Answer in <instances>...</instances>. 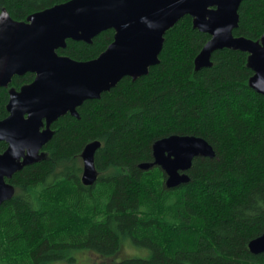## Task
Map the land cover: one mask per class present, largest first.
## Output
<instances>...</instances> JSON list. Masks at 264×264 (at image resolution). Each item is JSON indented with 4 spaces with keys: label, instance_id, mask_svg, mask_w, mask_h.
<instances>
[{
    "label": "trees",
    "instance_id": "trees-1",
    "mask_svg": "<svg viewBox=\"0 0 264 264\" xmlns=\"http://www.w3.org/2000/svg\"><path fill=\"white\" fill-rule=\"evenodd\" d=\"M72 0H0V15L25 22ZM235 37L260 41L264 0H244ZM114 30L92 44L67 41L58 50L79 62L97 59ZM211 36L184 17L165 35L160 63L147 76L126 77L98 100L52 125L44 157L8 183L14 197L0 206V264L76 263L75 251L96 253L90 264H264L249 244L264 234V95L250 86L247 53L224 49L199 71L195 59ZM35 75L15 76L0 88V121L10 91ZM207 141L216 157L196 158L190 182L167 188L153 162V145L171 137ZM99 177L82 183L81 155L91 142ZM8 148L0 142V155ZM126 242L147 258H117Z\"/></svg>",
    "mask_w": 264,
    "mask_h": 264
},
{
    "label": "water",
    "instance_id": "water-1",
    "mask_svg": "<svg viewBox=\"0 0 264 264\" xmlns=\"http://www.w3.org/2000/svg\"><path fill=\"white\" fill-rule=\"evenodd\" d=\"M244 0H72L18 22L7 11L0 15V88L27 73L35 80L19 91L12 89L9 116L0 121V142L8 148L0 155V206L15 195L7 182L24 168L39 163L51 141V126L70 114L80 119L78 108L98 100L124 78L147 76L160 63L165 35L186 16L194 28L211 36L195 59L197 71L212 66L215 52L229 49L247 53L254 72L250 86L264 95V35L260 41L235 37L239 9ZM114 30L113 43L97 59L79 62L58 54L67 41L92 44L101 33ZM44 128V129H43ZM43 129V130H42ZM102 144L89 143L81 155L82 183L93 186L99 177L95 156ZM216 157L204 139L173 135L153 145L154 167L166 175L167 188L190 182L188 172L196 158ZM254 255L264 253V234L249 244Z\"/></svg>",
    "mask_w": 264,
    "mask_h": 264
},
{
    "label": "rangeland",
    "instance_id": "rangeland-1",
    "mask_svg": "<svg viewBox=\"0 0 264 264\" xmlns=\"http://www.w3.org/2000/svg\"><path fill=\"white\" fill-rule=\"evenodd\" d=\"M126 245L120 254L116 256L117 258H147L149 256V252L147 250L138 249L133 247L130 242H126ZM96 253H91L90 251H75L74 257L76 258V263L74 264H90V262L99 261L101 258ZM51 264H68L67 262H57Z\"/></svg>",
    "mask_w": 264,
    "mask_h": 264
},
{
    "label": "flooded vegetation",
    "instance_id": "flooded-vegetation-1",
    "mask_svg": "<svg viewBox=\"0 0 264 264\" xmlns=\"http://www.w3.org/2000/svg\"><path fill=\"white\" fill-rule=\"evenodd\" d=\"M59 50H60V49H59ZM9 86H10V85H9ZM9 86H8V87H9ZM11 90H12V89H11ZM10 92H11V91H10ZM9 100H10V98H9ZM8 104H9V103H8ZM7 106H8V105H7ZM7 111H8V110H7ZM8 114H9V113H8ZM8 116H9V115H8ZM54 123H55V122H54ZM54 123H53V124H54ZM53 124H52V125H53ZM43 129H44V128H43ZM43 129H42V130H43ZM51 129H52V126H51ZM4 143H6V142H4ZM6 144H7V143H6ZM7 146H8V144H7ZM46 146H47V145H46ZM46 146H45V147H46ZM45 147H44V148H45ZM44 148H43V151L41 152V154L43 155V157L45 156V155L43 154V153H44Z\"/></svg>",
    "mask_w": 264,
    "mask_h": 264
}]
</instances>
